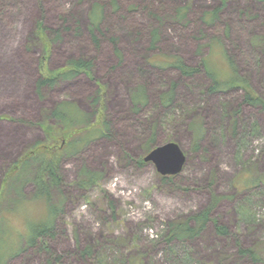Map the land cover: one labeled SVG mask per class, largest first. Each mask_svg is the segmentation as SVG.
I'll return each instance as SVG.
<instances>
[{
    "label": "rangeland",
    "instance_id": "1",
    "mask_svg": "<svg viewBox=\"0 0 264 264\" xmlns=\"http://www.w3.org/2000/svg\"><path fill=\"white\" fill-rule=\"evenodd\" d=\"M96 4L103 6L99 46L90 30ZM217 9V19L204 22ZM42 27L51 71L73 59L92 67L37 93ZM204 58L220 76L235 66L264 99V0H0V70L7 62L12 72L0 74V137L14 134L12 147L0 139V213L13 242L44 213L33 200L38 166L9 178L20 194L14 188L3 199L2 191L13 165L45 140L44 126L56 124L50 113L69 101L91 114V127L109 126L61 159L50 190L60 207L54 235L38 237L6 264H264V108L246 104L242 89L209 92ZM177 59L200 71L188 76L165 65ZM169 141L186 161L165 180L144 157ZM84 169L98 174L87 187ZM203 211L209 219L198 237L167 239L172 224Z\"/></svg>",
    "mask_w": 264,
    "mask_h": 264
},
{
    "label": "trees",
    "instance_id": "2",
    "mask_svg": "<svg viewBox=\"0 0 264 264\" xmlns=\"http://www.w3.org/2000/svg\"><path fill=\"white\" fill-rule=\"evenodd\" d=\"M113 4L117 6L116 1ZM218 13L219 9L214 10L211 13L209 12V14L203 18L204 22H213L217 19ZM185 15V12H181L180 17L184 18ZM102 17L103 6L96 4L91 14L92 24L90 30L91 40L97 46L100 45L101 38L98 36L96 30L99 29ZM40 34L42 35L40 36L42 39L47 40L43 58L40 63L41 76L36 82L37 93H40L46 86L54 87L59 80L72 79L77 77L82 71L89 72L90 67H92V63L83 59H73L68 62L66 67L51 71L47 66L48 57H50L49 52L51 50V43L48 41L43 27L40 30ZM152 38L153 44L159 39L158 28L153 30ZM110 40L113 44L115 53L120 55L121 52L117 45V38L112 36L110 37ZM169 64L178 68L183 74L188 76L195 75L198 71H200V68L191 67L182 62L180 59L165 62L166 66ZM203 67L210 76L209 92L216 93L226 92L232 89H242L245 92L244 102L246 104L264 108V99L259 94L255 93L250 83L239 73L235 66H233L232 71L225 76H220L218 74L217 69L214 67L210 58L203 59ZM174 91L175 89H172V91L166 95L165 101L169 102V99L173 96ZM141 93H137V95L135 94V103L140 100ZM99 100L100 98L92 99L94 105H97ZM50 116L56 120V124L45 125V140L36 143L28 153H26L13 165L1 196L4 199L5 196L3 195L16 188V182H9V178H11L12 174L14 175V173H16L17 180H20L28 174L31 165H37L38 169L36 170V177L32 178L37 188L33 200L42 203L44 213L41 215L42 217L36 219V222L32 223L34 225L30 224L32 229L29 227L26 234H18L17 238L14 239V242L8 233V227L10 225L6 224V216H4V213L2 212L0 213V243H2V245L0 244V264H6V261L10 258V256L16 255L18 252L34 245L38 237L43 235H54L53 230L55 218L60 207L57 204L51 203L50 190L52 186H57L59 184L60 175L58 174V168L61 159L71 153H76L91 139L107 135V130H109V126L106 124L107 122L105 123L106 128L103 124L101 125L102 127L95 125L91 127L94 123L90 121L91 114L82 112L75 105L69 103V101L61 102L50 113ZM191 127L193 129V133L195 132V143H197L200 140V133L195 129L194 124L191 125ZM8 131V133L11 134H1L0 139H7V144L9 143L11 145L9 146L12 147L14 145V134L11 130L8 129ZM127 137L130 138L129 135H127ZM131 141L133 142L134 140ZM82 176L83 180L81 184L85 187L90 186L98 179L97 173L88 171L87 169L82 171ZM167 178L168 177L163 176V179L166 180ZM16 190L20 194L21 185H19ZM17 201H20V198ZM46 212L50 216H46ZM208 219V213L203 211L201 213L193 214L190 219L186 220V222L174 223L171 226L167 239L188 240L196 238L202 233ZM216 230L222 235H227V229L224 226L218 225L216 226ZM16 240H18L17 244L15 243ZM240 254L245 257L248 256L252 260L258 259L257 254L251 249H242L240 250Z\"/></svg>",
    "mask_w": 264,
    "mask_h": 264
},
{
    "label": "water",
    "instance_id": "3",
    "mask_svg": "<svg viewBox=\"0 0 264 264\" xmlns=\"http://www.w3.org/2000/svg\"><path fill=\"white\" fill-rule=\"evenodd\" d=\"M144 160L153 163L162 176L168 177L182 170L186 154L178 143L169 141L154 147Z\"/></svg>",
    "mask_w": 264,
    "mask_h": 264
},
{
    "label": "crops",
    "instance_id": "4",
    "mask_svg": "<svg viewBox=\"0 0 264 264\" xmlns=\"http://www.w3.org/2000/svg\"><path fill=\"white\" fill-rule=\"evenodd\" d=\"M2 65H3V68L0 70V74L3 77H11L12 72H10L9 70H7L9 68L10 64H8L7 62H3V63H1V66ZM13 79L16 81V76H14ZM2 81L5 82V83L11 82L10 80H8V81L2 80Z\"/></svg>",
    "mask_w": 264,
    "mask_h": 264
}]
</instances>
